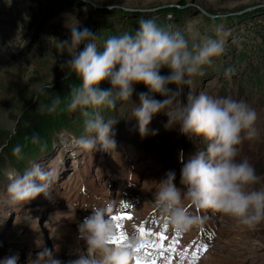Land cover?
Here are the masks:
<instances>
[{"label": "rangeland", "instance_id": "1", "mask_svg": "<svg viewBox=\"0 0 264 264\" xmlns=\"http://www.w3.org/2000/svg\"><path fill=\"white\" fill-rule=\"evenodd\" d=\"M138 14L139 19L164 21L163 28L181 32L190 47L209 38L224 40V53L203 66V75L191 78L180 99L200 93L231 97L256 111L259 136L239 145L237 159H247L254 166L260 179L252 187L264 188V89L246 81L257 74L264 81V0H100L95 7L90 2L86 5V0H0V258L18 256L17 264H30L48 248L62 261L75 259L78 251L86 250L78 239L77 224L92 207L113 202L114 215L131 217L118 222L123 226L120 231L127 234L146 227L164 234L163 240L155 234L147 238L141 262L264 264V222L249 230L234 218L206 210L201 212L206 222L199 228L181 234L165 229L153 199L159 181L174 170L180 187L181 154L190 158L205 149L206 141L181 135L178 128L173 129L175 124L166 128L168 117L163 112L149 125L157 134L141 137L132 118L138 98L117 101L111 109H86L89 116L99 111L105 119L117 120L116 149L110 152L75 147L73 141L85 135L84 122L89 117L80 110H68L71 97L48 122L49 142L41 139L21 148L18 155L13 154V146L7 148L18 118L38 100V89L53 88L74 74L60 67L70 58L60 43L69 37L67 17L95 34L105 16L126 24ZM241 51L248 56L240 59ZM228 68L235 70L230 78L224 75ZM80 82L78 76V87ZM154 98L164 99L159 94ZM34 163L54 169L56 183L47 196L10 204L7 173L23 174Z\"/></svg>", "mask_w": 264, "mask_h": 264}, {"label": "clouds", "instance_id": "2", "mask_svg": "<svg viewBox=\"0 0 264 264\" xmlns=\"http://www.w3.org/2000/svg\"><path fill=\"white\" fill-rule=\"evenodd\" d=\"M89 2L95 7L100 0H86V5ZM83 10L87 11V6ZM71 21L72 16H68L69 37L60 41L70 58L60 67L76 73L81 84L71 90L67 107L89 117L84 122L85 135L73 141L75 147L95 152L116 149L117 120L105 119L99 111L89 116L86 109L115 108L117 101L132 99L134 84L143 83L148 91L138 94V106L132 111L141 137L157 134L158 130L149 125L157 113L163 112L168 117L166 128L175 124L173 129L178 128L181 135L206 141L205 149L190 158L181 154L180 187L175 183L174 170L167 171L159 181L153 199L164 226L176 234L199 228L206 222L207 217L201 214L206 210L234 218L249 230L264 222V188L252 187L260 178L247 159H237L239 145L259 136L256 111L245 101L231 97L200 93L189 95L186 101L180 99L184 86H191V78L203 75V66L224 53V40L209 38L190 47L181 32L141 18L134 33L109 36L99 51L96 41L100 38L78 20L75 24ZM220 30L217 28V32ZM163 68L169 70L167 75L161 74ZM234 74L232 68L224 73L226 78ZM105 80L111 84L110 89L99 87ZM38 92L42 93L43 87ZM154 94L164 99L157 100ZM59 103V98L53 100L48 111H55ZM32 140L36 143L38 137L34 135ZM20 153L21 147L15 146L13 154ZM7 179L9 202L15 205L40 194L47 196L57 176L54 169L34 163L23 174L8 172ZM114 208L113 202L92 207L77 224L78 239L86 245L77 258L65 262L55 257L54 250L44 248L30 264H137L144 240L138 231L131 230L118 242L120 229ZM17 262L18 256L0 258V264Z\"/></svg>", "mask_w": 264, "mask_h": 264}, {"label": "trees", "instance_id": "3", "mask_svg": "<svg viewBox=\"0 0 264 264\" xmlns=\"http://www.w3.org/2000/svg\"><path fill=\"white\" fill-rule=\"evenodd\" d=\"M137 16L138 18L135 19L131 18L129 22H127L126 24H123L122 22H117L112 18H108V16H105L103 19H101L98 22V27L95 32V35L98 38H100L99 40L96 41L98 50L102 51L104 40H106L109 36L120 35L125 32L134 33V31L138 28V21L140 20L139 19L140 15L138 14ZM154 22L156 21L154 20ZM156 24L163 28L164 21H162L161 24L160 23H156ZM133 25L135 27H133ZM164 28L168 29L167 27ZM253 48L254 47L250 49L252 51H255V48L254 49ZM246 56H248L246 51L240 52L239 55L240 59L246 58ZM168 72L169 70L167 68L161 69L162 75H167ZM77 77L78 75L74 73L70 75L68 78L56 82L53 88H43V92L42 93L39 92L38 100H35L34 104L29 105L22 113V115L18 118L16 122L17 127L15 128L14 134H12L8 138V145H7L8 149L9 147L12 146L15 147L17 145H19L22 149L28 148L29 147L28 145L30 144L34 145V142L32 140L34 135L38 137V142L36 143H40L41 139H43L42 141H44V143L49 142L48 134H47L48 122L52 121L55 118L58 109L62 105H64L67 98L71 97V90L75 87H78ZM246 81L247 83L257 85L260 89L261 88L264 89L263 78L258 74L254 75L253 78H249ZM80 84L81 82L79 83V85ZM245 85H247L246 82ZM226 86L227 84L225 83V89ZM243 86L244 85H242V87ZM99 87L101 89H110L112 86L107 80H105V81H101ZM169 87L173 88L174 85H169ZM134 89L135 91L133 93L132 99L138 98V94L144 92L146 86L143 83H137L134 84ZM57 98H59L60 100L59 105H57L55 111L49 112L48 108L51 106L52 101ZM128 101H121V102H128ZM17 167L21 168L22 165L17 164Z\"/></svg>", "mask_w": 264, "mask_h": 264}, {"label": "snow or ice", "instance_id": "4", "mask_svg": "<svg viewBox=\"0 0 264 264\" xmlns=\"http://www.w3.org/2000/svg\"><path fill=\"white\" fill-rule=\"evenodd\" d=\"M131 217L128 216V214H119V215H116L115 216V220H116V223H117V226L119 229H122V225L120 223H118L119 221L123 220V219H130ZM165 229H167L166 226H164ZM138 232L140 234V236L142 237V239L144 240V243L142 244V246L140 247V249H138L139 252H142L144 251L147 247H148V244H147V238L153 234L157 235L159 237L160 240H163L164 239V234L163 233H153L151 230L147 229L146 227H140L138 229ZM127 238V234L123 231H120L119 233V237H118V242H122L124 239ZM162 247V245H161ZM137 264H142L141 261H138Z\"/></svg>", "mask_w": 264, "mask_h": 264}, {"label": "bare ground", "instance_id": "5", "mask_svg": "<svg viewBox=\"0 0 264 264\" xmlns=\"http://www.w3.org/2000/svg\"><path fill=\"white\" fill-rule=\"evenodd\" d=\"M148 263H152V261L151 260H145L144 262H142V264H148Z\"/></svg>", "mask_w": 264, "mask_h": 264}, {"label": "water", "instance_id": "6", "mask_svg": "<svg viewBox=\"0 0 264 264\" xmlns=\"http://www.w3.org/2000/svg\"><path fill=\"white\" fill-rule=\"evenodd\" d=\"M163 8H165L164 10H167V7L164 6ZM163 8H162V9H163ZM200 10H202V9H200Z\"/></svg>", "mask_w": 264, "mask_h": 264}]
</instances>
